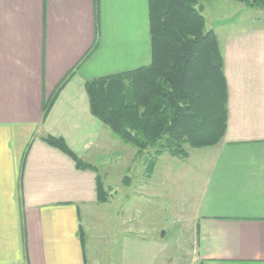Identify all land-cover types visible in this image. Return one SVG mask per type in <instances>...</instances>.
Wrapping results in <instances>:
<instances>
[{
  "label": "crops",
  "instance_id": "0c3cea01",
  "mask_svg": "<svg viewBox=\"0 0 264 264\" xmlns=\"http://www.w3.org/2000/svg\"><path fill=\"white\" fill-rule=\"evenodd\" d=\"M216 28L229 118L214 158L199 168L196 258L264 264V23ZM151 61L149 0H0V264H92L81 237L96 214L115 239L110 171L100 203L99 170L79 169L44 138L63 137L95 166L126 156L92 114L86 82ZM134 239L122 241L119 264H144Z\"/></svg>",
  "mask_w": 264,
  "mask_h": 264
},
{
  "label": "trees",
  "instance_id": "16d2710c",
  "mask_svg": "<svg viewBox=\"0 0 264 264\" xmlns=\"http://www.w3.org/2000/svg\"><path fill=\"white\" fill-rule=\"evenodd\" d=\"M203 1L149 0L151 63L86 82L92 114L136 148L137 155H151L147 176L153 175L165 153L185 161L191 157L190 149L214 147L226 136L224 55L216 31L207 28ZM236 1L264 11V0ZM44 139L68 154L79 169L98 171L63 137ZM97 181L98 201L104 203L109 194L99 174ZM81 238L85 242V233Z\"/></svg>",
  "mask_w": 264,
  "mask_h": 264
},
{
  "label": "rangeland",
  "instance_id": "374dc122",
  "mask_svg": "<svg viewBox=\"0 0 264 264\" xmlns=\"http://www.w3.org/2000/svg\"><path fill=\"white\" fill-rule=\"evenodd\" d=\"M202 3L207 28L218 30L219 37L220 30L216 27L228 21L238 26L264 23V11L247 8L236 0H204ZM117 142L120 145L115 149L126 148V156L114 152L107 164H96L102 178L110 171L107 182L118 192L110 223V232L116 231L115 239L103 232L101 214L89 218L92 227L85 230V240L92 264H119L124 238H136L144 264L150 261L153 264H201L196 258L194 242L198 195L205 179V170L199 171V168L203 160L214 158L215 147L190 149L191 157L185 161L165 153L159 157L153 175L147 176L146 166L151 155H135L136 148L126 143L124 147L123 140ZM133 229L136 234L124 233Z\"/></svg>",
  "mask_w": 264,
  "mask_h": 264
}]
</instances>
